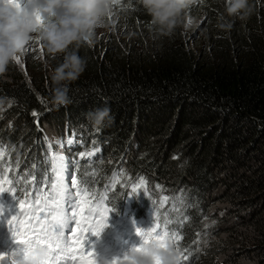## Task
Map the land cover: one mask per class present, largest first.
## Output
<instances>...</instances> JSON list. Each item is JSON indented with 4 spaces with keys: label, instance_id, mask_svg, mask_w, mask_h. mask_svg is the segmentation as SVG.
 Segmentation results:
<instances>
[{
    "label": "trees",
    "instance_id": "trees-1",
    "mask_svg": "<svg viewBox=\"0 0 264 264\" xmlns=\"http://www.w3.org/2000/svg\"><path fill=\"white\" fill-rule=\"evenodd\" d=\"M225 3L198 0L182 19L203 17V27L193 32L181 24L173 34L161 35L140 0H115L113 25L151 37V47L146 50L141 40L127 45L126 52L113 45L110 63L100 45L93 50L83 42L70 44L63 57L76 51L86 67L68 84L71 102L66 106L52 103L53 81L35 85L17 79L0 86L5 101L0 141L15 148L11 159H20L18 171H32L36 164L39 172L41 161L58 153L69 164L79 161L82 170L94 171L101 181L94 185L98 192L120 169L128 177H144L151 199L143 192L136 195L139 212L152 207L151 200L167 195L165 207L170 208L183 196L191 205L177 203L190 219L179 233L181 249L192 250L185 264H196L199 244L193 241L212 206L222 200L247 212L255 205V218L264 219V0H250L253 12L245 18L228 16ZM197 33L207 34L205 57L191 48ZM83 49L90 51L82 55ZM9 100L15 101L11 107ZM104 106L114 120L94 127L85 113ZM96 148L98 158H80ZM124 191L118 189L121 195L108 200L118 211ZM259 248L264 262V237Z\"/></svg>",
    "mask_w": 264,
    "mask_h": 264
},
{
    "label": "snow or ice",
    "instance_id": "snow-or-ice-1",
    "mask_svg": "<svg viewBox=\"0 0 264 264\" xmlns=\"http://www.w3.org/2000/svg\"><path fill=\"white\" fill-rule=\"evenodd\" d=\"M12 6L20 7V4L14 2ZM114 7L116 5L112 3L107 14L110 22H114L112 20ZM36 19L39 25L46 22L39 13L36 14ZM188 22L190 23L191 19ZM41 42L39 37L32 43L28 42L27 47L22 49L21 55L34 50L33 45H41ZM12 61L20 63V56H13ZM13 103L14 100H9L8 107ZM2 104L3 101H0V105ZM3 111L4 109L0 108V113ZM32 115L37 116V113L33 112ZM72 143V139L67 140L68 145ZM48 148L51 150V143ZM13 151L15 148L10 150L0 141V194L7 192L18 199L19 211L7 221V224L15 242L23 247L12 252H0V264H16V258L26 256L33 247L46 249L45 257L37 264H83L86 259L88 264H99L96 252L86 249L85 241L89 233L98 237L107 226L112 209L106 202L121 195L118 192L120 188L125 189L122 193L124 197L143 192L151 199L145 178L128 177L124 175L122 169L115 172L110 181L103 185V192H98L94 185L101 182L100 178L87 167L82 170L79 161L69 164L64 156L56 153L51 157L46 156L41 161L42 168L39 172L36 170L37 165L33 164L32 171L21 173L18 171L21 168L20 159L18 157L15 160L11 159ZM97 152H99L98 148L92 152L80 153L79 156L81 159L90 158ZM110 192L111 198H109ZM169 203L170 199L167 196L159 200H151L152 209H156L159 215L147 231L136 229L142 244L134 247L133 251H142L148 244L160 248L171 246L180 254L182 264V261L189 260L192 250L189 247L181 249L179 246V241L182 239L179 234L180 229L187 218L183 216L177 203L181 206L191 205L187 204L183 196L179 202L171 203V209L165 207ZM173 214H175L174 220L170 219ZM214 223L213 221L212 224ZM209 226L205 225L206 228ZM66 232L70 235H66ZM193 243L199 244V233ZM127 259L129 257L125 253L123 256L114 257L111 264H120L121 260ZM156 264H160V261L157 260Z\"/></svg>",
    "mask_w": 264,
    "mask_h": 264
},
{
    "label": "clouds",
    "instance_id": "clouds-1",
    "mask_svg": "<svg viewBox=\"0 0 264 264\" xmlns=\"http://www.w3.org/2000/svg\"><path fill=\"white\" fill-rule=\"evenodd\" d=\"M13 1V2H12ZM14 0H0V73L4 72L12 57L22 51L25 45L37 33L49 53L65 51L70 44L87 41L91 43L94 29L102 24L107 16L112 0H31L39 8V16L46 22L37 23L36 15L29 14L21 7H13ZM143 8L151 17V25L161 35H171L183 24L190 23L182 19L185 11L198 0H140ZM225 12L228 16L248 17L253 12L250 0H226ZM222 19V18H221ZM86 60L76 51L67 53L63 62L52 74L53 91L51 100L56 107L71 102L68 84L85 70ZM4 101V98H0ZM85 119L94 127L100 128L111 123L114 117L109 107L96 108L85 113ZM69 162V160H68ZM67 178V177H66ZM132 201L131 210L139 215L136 208L137 196H126L118 211L106 203L116 216L124 209L126 199ZM13 199V197H12ZM152 208L151 206H149ZM129 264H181L180 254L171 246L160 248L154 244L145 245L142 251L128 253ZM46 255L43 247H33L26 256L16 258V264H37ZM126 263V262H124ZM102 264H108L103 261Z\"/></svg>",
    "mask_w": 264,
    "mask_h": 264
},
{
    "label": "rangeland",
    "instance_id": "rangeland-1",
    "mask_svg": "<svg viewBox=\"0 0 264 264\" xmlns=\"http://www.w3.org/2000/svg\"><path fill=\"white\" fill-rule=\"evenodd\" d=\"M115 0H112L114 3ZM113 20V18H112ZM205 19L203 17L191 21L188 28L192 30L203 27ZM113 22H110L106 16L102 24H98L94 29V34L91 38V43L88 44L90 49L100 45L107 54V61L113 63V45L119 44L124 52L127 51V45H134L135 42L141 40L144 43V48L149 50L151 47V37L144 35L140 31H128L126 27H118V30L110 28ZM194 32V31H193ZM199 35V40L193 42L191 48L194 52L205 57V45L207 44V34ZM36 38H32L29 43H32ZM135 46V45H134ZM27 47V45H25ZM34 50H30L21 55V52L16 54L20 56V63L13 62L8 64V69L0 73V86H9L15 80L25 81L32 84H41L46 81H52V74L56 67H58L64 60L62 52L56 54L49 53L46 47L41 45H33ZM90 49L81 50L82 55L89 52ZM102 55V56H103ZM100 56V57H102ZM214 57H218L214 54ZM179 172V171H178ZM184 220L182 227L186 228L189 225V217L182 211ZM259 212L251 209L246 215L245 211L237 203L229 202L227 199L215 204L211 208V215L209 220L205 223L210 225L205 227L199 237V256H205L199 260V263H207L209 259L216 258L214 264H264L260 255L261 240L264 237V219H257L255 215ZM215 222L212 224V222ZM115 236L120 235L122 243H125L127 252L134 247L142 244V240L135 234H120L109 229ZM88 250H94L97 254L99 264L103 261L111 262L114 257L123 256L120 254L115 246L109 244L105 239L103 232L85 247ZM206 255L209 256L206 257ZM91 256V253H89ZM129 263V260H121ZM186 263V262H185ZM83 264H88L87 259Z\"/></svg>",
    "mask_w": 264,
    "mask_h": 264
},
{
    "label": "bare ground",
    "instance_id": "bare-ground-1",
    "mask_svg": "<svg viewBox=\"0 0 264 264\" xmlns=\"http://www.w3.org/2000/svg\"><path fill=\"white\" fill-rule=\"evenodd\" d=\"M218 2L219 3H221V4H223L224 3V0H218ZM15 3H18V2H15ZM113 27H116V28H118L119 26H117V25H111L110 26V28H113ZM115 30H118V29H115ZM128 31H130V29H128ZM198 31V29L197 30H194V32H197ZM66 117V116H65ZM97 154L99 155V154H101V151H99V152H97ZM167 196V195H166ZM12 197H14V196H12ZM168 197V196H167ZM15 199H17L16 197H15ZM170 199V198H169ZM168 207H170L169 209H171V204H170V206H168ZM254 207H255V205H254ZM253 207V208H254ZM252 208V209H253ZM244 211H245V214L247 215L248 213H249V211L247 212L245 209H244ZM151 213V211H149L147 214H146V216L145 217H143L141 220H144L149 214ZM138 222H140V221H138ZM137 222V223H138ZM142 225H145V224H142ZM181 233V232H180ZM263 249V248H262ZM194 260H195V262H196V264H200L199 263V260L201 259V258H204V256H199V253H197V254H195L194 255ZM110 263V262H109ZM121 264H124V262L122 261V263ZM126 264H129V263H126Z\"/></svg>",
    "mask_w": 264,
    "mask_h": 264
}]
</instances>
